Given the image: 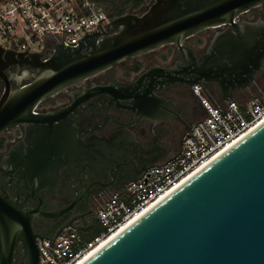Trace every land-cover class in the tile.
<instances>
[{"label": "water", "instance_id": "obj_1", "mask_svg": "<svg viewBox=\"0 0 264 264\" xmlns=\"http://www.w3.org/2000/svg\"><path fill=\"white\" fill-rule=\"evenodd\" d=\"M263 3L147 0L94 25L75 45L55 35L43 39L42 51L0 45V135L20 129L0 152V264H39L38 241H54L87 215L91 196L179 154L157 159L167 147L154 142L160 134L151 127L181 119L157 91L197 84L219 104L240 100L264 73V20L241 14ZM204 31L198 53L185 41ZM167 44L183 61L150 65L127 82L93 81L67 92L69 103L38 109ZM81 264H264V122Z\"/></svg>", "mask_w": 264, "mask_h": 264}, {"label": "built area", "instance_id": "obj_2", "mask_svg": "<svg viewBox=\"0 0 264 264\" xmlns=\"http://www.w3.org/2000/svg\"><path fill=\"white\" fill-rule=\"evenodd\" d=\"M110 20L108 11L95 0L0 1V45L42 51L43 39L52 35L75 45V38ZM192 90L203 103L198 99L203 115L185 131L179 154L163 165L147 168L138 180L111 191L94 214L101 229L92 237L85 238L82 225L72 223L54 241H38L39 264H76L111 233L264 120V92L246 101L232 98L219 104L200 85H193Z\"/></svg>", "mask_w": 264, "mask_h": 264}, {"label": "flooded vegetation", "instance_id": "obj_3", "mask_svg": "<svg viewBox=\"0 0 264 264\" xmlns=\"http://www.w3.org/2000/svg\"><path fill=\"white\" fill-rule=\"evenodd\" d=\"M241 18L245 20H254L257 18H261L264 20V3L242 13ZM198 38L203 39V42L201 44L196 42ZM208 38L209 31H204L201 34L190 37L185 41V43L197 49L198 53H200ZM175 61L183 60L180 52L177 51V48L174 44H167L165 46L159 47L155 50L149 51L145 55L127 58L123 62L116 63L112 67L84 79L79 84L71 86L69 90H64L59 94L53 96L50 100L39 104L38 109H54L56 107L69 103L70 98L67 92L76 89L81 90L83 87H89L92 85L91 83L93 81H96L97 84H106L116 76L120 80L127 82L133 79L139 72L149 68L150 65L168 67L174 65ZM137 66L139 68L138 70H135V67ZM263 79L264 73L262 74V76L258 77L256 84H259ZM249 90L242 92L239 97L242 98L243 96H245V94ZM156 94L158 96H163L166 100L170 99L174 103V108L177 109L179 107L180 111L178 116L184 121L183 122L178 117L172 115L169 121H158L151 127L153 132L160 134L158 138L154 140V142L167 147V152L165 153V155L157 158L158 161H161L164 158H167L168 156L181 150V138H183L182 135H184L185 131L192 122L203 115V111L195 93L191 88L184 84L169 86L163 90L157 91ZM165 127L168 129L165 130ZM162 129H164L163 132ZM18 133H20V129L0 135V138L3 139L4 142L3 147L0 149V152L4 151L6 141H9L15 137H20ZM111 191V189L107 188L99 195L91 196L89 199V213L83 218L73 220L72 223L79 224L80 222H84L87 218L93 216L99 206L109 196Z\"/></svg>", "mask_w": 264, "mask_h": 264}, {"label": "trees", "instance_id": "obj_4", "mask_svg": "<svg viewBox=\"0 0 264 264\" xmlns=\"http://www.w3.org/2000/svg\"><path fill=\"white\" fill-rule=\"evenodd\" d=\"M5 1V0H0ZM97 3L103 5L108 11L110 17H116L126 13V10L138 9L144 4L147 0H95ZM197 43L201 44L203 42L202 38L196 40ZM138 66L135 67V70H138ZM264 92V90L262 91ZM3 139L0 138V149L3 147ZM81 226L80 230L83 233L85 238H90L96 233H98L101 227L96 223L94 215L87 218L84 222L79 223Z\"/></svg>", "mask_w": 264, "mask_h": 264}, {"label": "bare ground", "instance_id": "obj_5", "mask_svg": "<svg viewBox=\"0 0 264 264\" xmlns=\"http://www.w3.org/2000/svg\"><path fill=\"white\" fill-rule=\"evenodd\" d=\"M264 122L261 121L257 126H259L260 124H262ZM257 126H255L254 128H256ZM253 129H250L248 132L242 134L240 137H238L237 139H235L229 146L225 147L224 149H222L219 153H217L213 159L210 161L212 162L213 160H215L216 158H218L222 153H224L226 150H228L229 148H231L233 145H235L237 142H239L244 136H246L249 132H251ZM209 162V163H210ZM208 163V164H209ZM206 164V165H208ZM205 165V166H206ZM202 168L197 169L196 171H194L193 173H191L190 175H188L186 178H184L178 185H176L175 187H173L168 193H166L165 195H163L162 197H160L158 200H156L155 202H153L148 208H146L143 212H141L139 215H137L136 217H134L133 219H131L130 221H128L127 223H125L124 225H122L117 231L113 232L110 234V236L104 240L103 242L100 243V245H98L96 248H94L92 251H90L88 254H86L82 259H80L76 264H81L83 263L86 259H88L90 256H92L94 253H96L104 244H106L109 240H111L114 236H116L118 233H120L122 230H124L127 226H129L131 223H133L135 220H137L139 217H141L143 214H145L148 210H150L152 207H154L156 204H158L160 201H162L164 198H166L171 192H173L174 190H176L179 186H181L184 182H186L189 178H191L192 176H194V174H196L198 171H200Z\"/></svg>", "mask_w": 264, "mask_h": 264}, {"label": "rangeland", "instance_id": "obj_6", "mask_svg": "<svg viewBox=\"0 0 264 264\" xmlns=\"http://www.w3.org/2000/svg\"><path fill=\"white\" fill-rule=\"evenodd\" d=\"M147 3V2H146ZM203 37V36H202ZM206 39V38H205ZM264 90V79L259 84H255L242 98L238 97L241 101H246L250 96L262 92Z\"/></svg>", "mask_w": 264, "mask_h": 264}]
</instances>
